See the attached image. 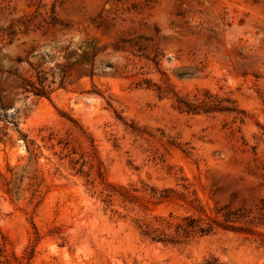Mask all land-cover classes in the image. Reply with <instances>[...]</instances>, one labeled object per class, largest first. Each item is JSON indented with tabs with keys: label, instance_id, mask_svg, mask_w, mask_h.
<instances>
[{
	"label": "rangeland",
	"instance_id": "rangeland-1",
	"mask_svg": "<svg viewBox=\"0 0 264 264\" xmlns=\"http://www.w3.org/2000/svg\"><path fill=\"white\" fill-rule=\"evenodd\" d=\"M203 89L243 113L175 108ZM106 184L148 187L107 206ZM224 213L176 245L137 227ZM0 244V264H264V0H0Z\"/></svg>",
	"mask_w": 264,
	"mask_h": 264
},
{
	"label": "trees",
	"instance_id": "trees-1",
	"mask_svg": "<svg viewBox=\"0 0 264 264\" xmlns=\"http://www.w3.org/2000/svg\"><path fill=\"white\" fill-rule=\"evenodd\" d=\"M147 87H150L151 85H155V89L159 96H162L170 90H166L165 88L161 87L160 85L156 84H149V80H144ZM25 91H29L28 88H24ZM31 92L34 95L42 96L45 95L46 91L42 88H37L36 90H31ZM173 96L175 97V108L179 112L187 113V114H198V113H212V112H230V113H243L242 110H239L234 104V101L229 97H221L219 98L216 94L211 93L207 89L198 90L196 91L192 97L189 95H179L176 92H172ZM66 144V143H65ZM81 171V168L78 170ZM92 183V182H91ZM146 187L138 190L136 187H130L127 188L125 186H114L110 184H106L102 188V201L107 205H111V200L113 197H120L122 200H140L145 199V196L142 195L139 197V195L136 193L137 191H140L141 193H146ZM148 195L150 198H156L159 200H170L172 198L170 195H173L175 197L178 196L180 193L178 191H174L172 188H161L158 189L156 187H150L149 188ZM182 197V196H181ZM144 202V201H140ZM224 220L220 221L215 218L207 217L204 219L201 216L198 215H185L183 216L179 221L175 222L172 227V232H165L163 230H160L158 227H154L150 225L149 223H142L137 225L139 228L140 234L148 238L152 242H161L164 244H181L184 242H187L188 240L192 239L193 237L203 236L207 235L211 232H213L217 227L223 228V229H233L234 223L231 222L232 219H230V216L228 213L223 214ZM167 227L171 226L170 222L166 223ZM3 245L0 244V252H2ZM25 251L24 255H22L20 258L15 257V264H24L26 263L30 257L32 256V252ZM29 253V254H28ZM1 256V253H0ZM200 264H224L222 261H220L215 256H209L207 258H204Z\"/></svg>",
	"mask_w": 264,
	"mask_h": 264
}]
</instances>
